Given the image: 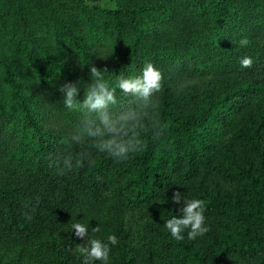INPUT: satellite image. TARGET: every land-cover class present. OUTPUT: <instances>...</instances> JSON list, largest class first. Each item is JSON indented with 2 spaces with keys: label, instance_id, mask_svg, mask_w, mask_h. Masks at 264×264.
I'll use <instances>...</instances> for the list:
<instances>
[{
  "label": "trees",
  "instance_id": "1",
  "mask_svg": "<svg viewBox=\"0 0 264 264\" xmlns=\"http://www.w3.org/2000/svg\"><path fill=\"white\" fill-rule=\"evenodd\" d=\"M112 1L0 0V24L21 25L15 54L0 43V264H83L73 222L117 237L109 264H264V0ZM146 62L163 77L162 136L57 174L51 158L81 151L64 143L80 113L60 87L77 83L82 101L89 65L114 87ZM175 191L205 202L203 236L164 227Z\"/></svg>",
  "mask_w": 264,
  "mask_h": 264
},
{
  "label": "clouds",
  "instance_id": "2",
  "mask_svg": "<svg viewBox=\"0 0 264 264\" xmlns=\"http://www.w3.org/2000/svg\"><path fill=\"white\" fill-rule=\"evenodd\" d=\"M102 8L115 5L109 0H99L96 5ZM241 46H247V38L240 40ZM106 58V57H104ZM251 57H243L240 60L242 68L252 67ZM106 68L100 69L95 65H89L90 81L84 88L82 101L77 99L79 86L77 83L66 82L59 91L63 94V103L71 111L80 113V119L75 129L65 138L64 143L69 147L78 145L81 151L77 154L68 152L65 155H57L51 158L50 166L56 169L57 174L64 175L74 168L84 166L87 160L91 163V151L106 153L118 162L128 159L132 154L141 151L144 144V136H162L166 125L159 120L160 98L157 95L162 91V73L150 62H146L139 76L117 77L115 86H110L106 80ZM196 81H188L181 88L194 85ZM119 89L126 102L118 101L116 91ZM173 203H180L179 216L173 215L164 222V227L177 241H182V235L187 231V238L192 240L203 236L209 231L205 224V202L201 199H188L181 192L175 191L171 197ZM71 230L76 237L86 241L77 244L75 251L83 258V264H109L110 246L118 243L115 235H108L107 242L89 236V226L85 223L73 222ZM99 226L93 227L92 232L98 233Z\"/></svg>",
  "mask_w": 264,
  "mask_h": 264
},
{
  "label": "rangeland",
  "instance_id": "3",
  "mask_svg": "<svg viewBox=\"0 0 264 264\" xmlns=\"http://www.w3.org/2000/svg\"><path fill=\"white\" fill-rule=\"evenodd\" d=\"M62 1L68 5L76 0H51L53 4ZM83 1L87 5L88 4L96 5L99 3V0H83ZM109 3L113 4V1L109 0ZM38 17L39 15H37V18ZM20 33H21L20 22L17 21L12 16V14L8 15L7 18L0 24V43L6 48L8 52H12L13 54H15L17 48L15 49L14 43L18 41L17 37L19 36Z\"/></svg>",
  "mask_w": 264,
  "mask_h": 264
}]
</instances>
